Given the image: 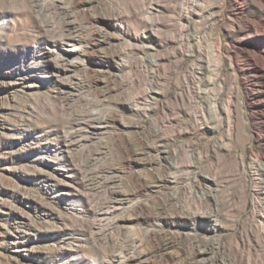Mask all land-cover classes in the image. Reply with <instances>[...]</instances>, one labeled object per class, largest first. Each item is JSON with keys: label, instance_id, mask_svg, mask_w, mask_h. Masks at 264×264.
<instances>
[{"label": "rangeland", "instance_id": "obj_1", "mask_svg": "<svg viewBox=\"0 0 264 264\" xmlns=\"http://www.w3.org/2000/svg\"><path fill=\"white\" fill-rule=\"evenodd\" d=\"M45 2L0 0V264H69L57 246L77 247L72 231L83 233L88 257L115 250L118 238L145 226L120 232L84 205L113 207L119 184L139 190L131 205L146 218L166 223L182 212L203 215L195 233L183 226L181 244L191 249L196 237L208 254L195 260L185 254V264H217L229 249L246 263L264 264V69L249 59L264 64V3L97 0L98 8L78 13L77 23L99 38L119 32L108 20L116 16L122 69L113 55H91L99 80L77 76L67 93L44 44L65 30L58 12L67 6ZM153 3L160 7L155 15L148 12ZM93 15L103 20L92 25ZM220 42L221 52L212 51ZM36 48L41 52L32 56ZM213 59L220 65L212 69ZM214 100L217 120L209 110ZM97 113L114 116L99 138L75 133L78 121ZM165 178L163 187L143 189ZM54 235L63 241L55 243ZM164 255L154 252L148 264H182Z\"/></svg>", "mask_w": 264, "mask_h": 264}, {"label": "bare ground", "instance_id": "obj_2", "mask_svg": "<svg viewBox=\"0 0 264 264\" xmlns=\"http://www.w3.org/2000/svg\"><path fill=\"white\" fill-rule=\"evenodd\" d=\"M46 1L47 2L44 3L45 5L54 6L56 9L60 6V4L67 6V8L65 9L62 7L65 11L58 12V15L64 18L63 25L65 30L62 31L58 39H53L52 41L46 40L44 42V44L48 49V52H46V54L49 56V59H51L53 62L54 75L61 80L60 82L63 85L62 88L63 91L67 93L72 92L71 88L77 85H74V83H71V81L75 80V77L77 76L85 77L90 82L93 83L99 80L101 73L96 68L90 66L89 64V59L91 55L93 56L97 53H103L109 56L113 55L110 58L113 61L116 70L121 71L122 64L120 63L119 58L121 54H123L122 49L120 47L124 42L123 41L124 34L121 33V29H120L121 25L115 22V18H114L116 17L115 15L112 14L113 17H111V19L109 18L108 20L110 24L114 26L115 30L119 32L118 33L108 32L105 30L104 32H102L103 34L102 36H100L99 38H93L92 36H95V31L93 30L91 31L82 24L77 23L76 17L78 13H84V12L86 13L87 11L97 9L98 8L97 0H46ZM259 2L264 3V0H259ZM187 10L188 11L186 14H190L193 11L190 9ZM148 12L149 14L152 15H155L156 13L158 14L160 12V7L153 3L148 9ZM184 15L185 12L183 13L182 16L184 17ZM88 20L92 25H94L95 21L97 20L98 23L101 22L103 20V16L93 15L90 16ZM153 26H155L156 28L160 27L156 23ZM181 27L183 30L186 29L184 23H181ZM256 33L261 34L262 32L257 31ZM191 39L192 38H189V41ZM202 40L204 42L205 41L207 42L209 40V36H204ZM257 44L258 43L255 42L254 46H257ZM67 46L71 48L68 49L66 48ZM221 46L222 44L220 42L215 50L213 49V47L211 48L210 46H208V48L210 47L209 49L211 50L213 49L212 51L220 53L222 49ZM43 50L44 49L42 48V51ZM68 51H71L72 53H68ZM38 52H41V49L40 51L39 48L34 49L32 51V56ZM28 53L26 55L29 56ZM249 59L254 64L264 69L263 66L264 64L260 65V63L256 60L257 59L256 56L251 55ZM154 63L156 66H159L158 59H156ZM108 64L112 65V62L110 61L108 62ZM219 65L220 63L215 61V59H213L210 67H212L213 69L218 67ZM231 66L237 69L239 68L238 64L236 65L234 62L231 63ZM262 78H264V76ZM256 91L257 90L253 88L248 89L250 95H254ZM262 93L264 94V92ZM262 101H264V98ZM129 104L132 105L131 102ZM209 110L212 113V116H214V118L217 120L220 109L217 105L216 100H214L210 104ZM225 110H226L225 113L228 116H230L231 114L230 103L227 104V108H225ZM202 113L205 118L206 116H208L207 110L205 108L202 110ZM113 117L114 116L111 115L109 116L108 114L97 113L89 120L78 121L74 126L75 133L77 134L84 133V135L85 133H87L90 134L91 136H95L99 138L103 133L102 131L109 124H111V119ZM120 123L125 126H128L127 122L124 123L123 121H120ZM71 135L73 134L70 133L67 136L68 139H66V144H67L66 147H69L68 143H70ZM154 148L158 149V152H160V154L164 152L163 147L161 146H156ZM61 153H63V151H61ZM159 159H161V157H159ZM116 181L118 183L120 182L119 179L118 180L114 179V177L111 180L112 183H115ZM212 181H215V179H213ZM167 182L168 181L166 180V178L158 179L157 181H155L154 185L152 184L143 185V189L144 190L146 189L148 191L156 190L163 187L165 184H167ZM119 185L117 186L118 188L115 187L116 189L114 191L112 190L113 192L111 191L112 192L111 194H113L114 197L113 198L114 201L112 202L113 207L105 205L104 203L99 207L96 206V208H94L92 205H90L87 202L88 205H84L86 212L101 221L111 220L113 222L112 224L113 227L118 231L120 230V232L130 228L134 224L144 225L145 229L136 231L135 235L132 237H128V236L126 237L125 235V238L122 240L118 238L117 241L115 242L116 249L113 251H107L106 255L102 258L88 257L87 253L84 251L85 246L83 247L82 245L83 242H81V240H83L84 238L83 233L78 231H72L71 234L80 241L81 245L79 244L77 247L72 246L70 247L69 250H66L64 248V245L57 246V249L61 254V257L64 256L68 257L69 264H148L150 257L154 252H160V253L162 252L167 257L170 258L171 262L180 261L182 264H185V254L186 256L194 260L197 258L203 259L204 257L207 256L208 250L202 249L200 245L196 244V242L199 243L198 238L196 237H194L193 239L195 245L191 249L188 248L187 250L185 249V245L181 244L184 238V235L181 232V230L184 229L183 226L187 223L188 228H191L192 231L195 233L197 231L196 225L198 221L203 217V215L197 212H187V213L182 212L179 213L173 220L168 219L169 221L166 223L163 222L162 219L146 218L143 216L144 213L143 214L141 213L140 207L131 205L132 201L137 197L139 190L136 191L129 189H120V187L123 186L119 187ZM208 190L211 192L212 189L210 188ZM66 191H68V193L64 191L63 194L65 193L69 195L70 189ZM66 196L67 195H63L61 199H64V201L66 199V203H71L72 199L71 200L69 198L67 199ZM170 201L175 202L177 204L179 203L175 198H170ZM216 229L218 230V227H216ZM110 235L115 236V232L112 231ZM52 240L55 243H61L63 241L62 239L57 238V235L52 236ZM251 263L252 262L246 263L244 259V255L239 251L229 249L226 258H224L217 264H251ZM174 264H178V263H174Z\"/></svg>", "mask_w": 264, "mask_h": 264}]
</instances>
